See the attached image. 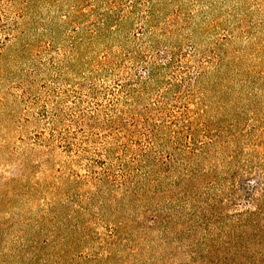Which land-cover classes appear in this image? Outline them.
<instances>
[{
  "label": "rangeland",
  "instance_id": "rangeland-1",
  "mask_svg": "<svg viewBox=\"0 0 264 264\" xmlns=\"http://www.w3.org/2000/svg\"><path fill=\"white\" fill-rule=\"evenodd\" d=\"M262 107L264 0H0V264H264Z\"/></svg>",
  "mask_w": 264,
  "mask_h": 264
},
{
  "label": "trees",
  "instance_id": "trees-1",
  "mask_svg": "<svg viewBox=\"0 0 264 264\" xmlns=\"http://www.w3.org/2000/svg\"><path fill=\"white\" fill-rule=\"evenodd\" d=\"M107 19H108V16L105 15V17H104V21H103V25H102V26H99V27L95 30V33H98V32H100V31H102L103 29L106 28L105 23H106ZM120 31H121V29H120ZM128 91L130 92V96H131L134 90H133V89H129ZM239 100H240L242 103H244V102H248V103L250 104V102H251V100H252V96H250V94L244 92L243 95L239 97ZM228 103H230V102H228ZM257 103H258V101H256V102L254 103V105H252L253 107H251V108H253V111H252V112H253L254 115H256V116H258V111H257V106H256ZM262 108H263V107H262ZM250 110H252V109H250ZM263 111H264V108H263ZM257 148H259V147H254V148H253V151H254V152L262 151V152L264 153V145L261 146V150H259V149H257ZM263 159H264V158H262L261 160H263Z\"/></svg>",
  "mask_w": 264,
  "mask_h": 264
}]
</instances>
